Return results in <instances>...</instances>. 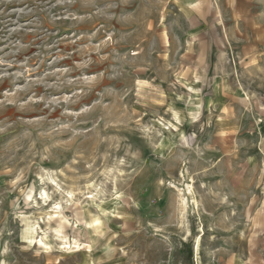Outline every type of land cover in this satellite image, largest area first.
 I'll return each mask as SVG.
<instances>
[{"label":"rangeland","instance_id":"1","mask_svg":"<svg viewBox=\"0 0 264 264\" xmlns=\"http://www.w3.org/2000/svg\"><path fill=\"white\" fill-rule=\"evenodd\" d=\"M0 264H264V0H0Z\"/></svg>","mask_w":264,"mask_h":264}]
</instances>
